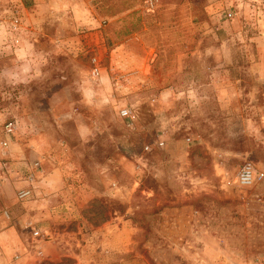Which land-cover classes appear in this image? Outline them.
<instances>
[{
  "label": "rangeland",
  "instance_id": "obj_1",
  "mask_svg": "<svg viewBox=\"0 0 264 264\" xmlns=\"http://www.w3.org/2000/svg\"><path fill=\"white\" fill-rule=\"evenodd\" d=\"M156 1L0 0V264H264V0Z\"/></svg>",
  "mask_w": 264,
  "mask_h": 264
},
{
  "label": "built area",
  "instance_id": "obj_2",
  "mask_svg": "<svg viewBox=\"0 0 264 264\" xmlns=\"http://www.w3.org/2000/svg\"><path fill=\"white\" fill-rule=\"evenodd\" d=\"M87 1H91V0H87ZM156 2H157L156 0H145V8H146V10L147 11L148 10H153L154 7L156 6ZM227 17L231 18L232 14L228 13ZM92 64L94 66V68L92 69V72H91L92 77H97L99 75V67H98V64H97L95 58L92 60ZM119 115L122 118H128V119H132L133 118V114H132L131 109H126V108L120 109ZM7 129H8V132H11L12 131L11 125H8ZM159 145L162 146V143H160ZM146 150H149V147H146ZM34 167L38 168V164L36 163L34 165ZM253 169H254V167L251 164H249V163L245 164L240 169V171L237 174V178H236L237 184L240 187L249 188V187L257 184L258 182L264 180V173L261 172V171H258L256 169L257 172H256V175L254 176L253 175ZM28 180L32 181L33 177L29 176ZM30 194H31V192L29 190L20 191L19 194H18V199L21 200V201L26 200V199H28L30 197ZM33 239L35 241H38L39 239H42V235H41L40 231L33 230ZM35 256L37 257V259H34V262L32 264H41L43 261L46 260V259H42L43 253L38 248H37V251L35 253ZM22 260L26 261L27 259H16L14 264H19Z\"/></svg>",
  "mask_w": 264,
  "mask_h": 264
},
{
  "label": "crops",
  "instance_id": "obj_3",
  "mask_svg": "<svg viewBox=\"0 0 264 264\" xmlns=\"http://www.w3.org/2000/svg\"><path fill=\"white\" fill-rule=\"evenodd\" d=\"M131 42H134V39H130ZM139 41V40H138ZM140 44V43H138ZM142 47V46H140ZM144 50V48L142 47ZM145 52V51H144ZM147 53V52H146ZM55 167V166H54ZM50 177L43 176L41 177V183L39 184V190L36 191L37 199L34 202L35 208L37 209L34 213V216L38 220H42L43 218L49 217L54 214V206L60 200L61 193L56 192L59 188L64 186V180L62 179L60 169H54ZM51 179H53L51 181ZM85 194V193H84ZM83 197L89 201L92 199L91 193H86V196ZM78 198H82V195L75 196V200ZM30 216V214H27ZM8 229L5 231V234L8 233Z\"/></svg>",
  "mask_w": 264,
  "mask_h": 264
},
{
  "label": "clouds",
  "instance_id": "obj_4",
  "mask_svg": "<svg viewBox=\"0 0 264 264\" xmlns=\"http://www.w3.org/2000/svg\"><path fill=\"white\" fill-rule=\"evenodd\" d=\"M4 35H5V37H6V35H7V34H6V32H5V34H4Z\"/></svg>",
  "mask_w": 264,
  "mask_h": 264
},
{
  "label": "trees",
  "instance_id": "obj_5",
  "mask_svg": "<svg viewBox=\"0 0 264 264\" xmlns=\"http://www.w3.org/2000/svg\"><path fill=\"white\" fill-rule=\"evenodd\" d=\"M22 1H24V0H22Z\"/></svg>",
  "mask_w": 264,
  "mask_h": 264
}]
</instances>
